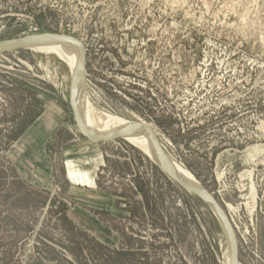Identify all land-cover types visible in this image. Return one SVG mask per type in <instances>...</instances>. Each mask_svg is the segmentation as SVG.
Wrapping results in <instances>:
<instances>
[{"label":"rangeland","instance_id":"obj_1","mask_svg":"<svg viewBox=\"0 0 264 264\" xmlns=\"http://www.w3.org/2000/svg\"><path fill=\"white\" fill-rule=\"evenodd\" d=\"M47 35L83 45L94 127L151 126L264 264V0H0V45ZM73 107L66 61L0 53V264H228L212 208Z\"/></svg>","mask_w":264,"mask_h":264},{"label":"bare ground","instance_id":"obj_2","mask_svg":"<svg viewBox=\"0 0 264 264\" xmlns=\"http://www.w3.org/2000/svg\"><path fill=\"white\" fill-rule=\"evenodd\" d=\"M79 43L76 40L71 39V37H45L33 40L29 43L28 47L30 49H35L36 51L39 50L46 53H55L69 65L72 74L74 109L83 130L87 133H92L97 140L123 135L124 139L131 141L134 145L141 147L147 153H149L155 162H157L165 170H169L170 173H172L180 182L195 190L205 192L203 187L200 185V183L197 182L192 174L182 169L166 155L164 156L163 163L157 146L152 139L149 131L144 127L134 128L136 122L132 123L119 119L117 117H110L108 118L109 120L106 122V124L103 125V127H94L98 123L94 120L95 118L93 119L91 111L92 109L87 95V83L85 78L86 69H83L85 50L83 49V45L81 43L80 45ZM140 124H143V122H141ZM260 152L263 153L264 149L256 147V149L254 148L253 150H251L250 155H254L252 157H255V155H258V153ZM211 207L213 208V212L216 214L218 220L220 221L227 238L228 264H234V250L230 232L218 211L213 206Z\"/></svg>","mask_w":264,"mask_h":264},{"label":"water","instance_id":"obj_3","mask_svg":"<svg viewBox=\"0 0 264 264\" xmlns=\"http://www.w3.org/2000/svg\"><path fill=\"white\" fill-rule=\"evenodd\" d=\"M45 37H58V36H55V35H47V36H41V37H34V38H27V39H24V40H20V41H16V42H12V43H9V44H2L0 45V53H3V52H7V51H12V50H18V49H24V48H29L28 45L30 42H32L33 40L35 39H38V38H45ZM86 51H84V65H83V69L85 70V66H86ZM73 110H74V113H75V117H76V120H77V123L80 127V130L83 134V136L93 145H100V144H103V143H108V142H112V141H115L117 139H121L123 138L124 136L123 135H118V136H114L113 138H108V139H100V140H97L96 137L92 134V133H87L83 130L81 124L79 123V120L77 118V114L75 112V109L73 107ZM139 127H144L145 129H147L152 137V139L154 140L156 146H157V149H158V152L163 160V163H164V156H165V153L163 152L162 148H161V145L159 143V139H158V136L155 132V130L143 123V124H140V123H135V126L134 128H139ZM161 168L166 171L168 173V175L175 181L177 182V184L179 186H181L185 191H187L188 193L198 197L199 199L203 200L205 203H207L210 207L213 206L217 211L218 213L221 215V217L223 218L229 232H230V235H231V239H232V243H233V250H234V264H239V251H238V242H237V238H236V233H235V230H234V227L233 225L231 224L230 220L228 219L225 211L223 210V208L219 205V203L212 197L210 196L209 194H207L206 192H200L198 190H195L185 184H183L182 182H180L172 173H170L169 170H165L162 166ZM79 204H82V205H85V206H90V207H93L94 205L92 204H89L87 202H83V201H80V200H73ZM212 208V207H211ZM213 209V208H212Z\"/></svg>","mask_w":264,"mask_h":264},{"label":"crops","instance_id":"obj_4","mask_svg":"<svg viewBox=\"0 0 264 264\" xmlns=\"http://www.w3.org/2000/svg\"><path fill=\"white\" fill-rule=\"evenodd\" d=\"M71 179L76 184H82L84 186H92V180L87 173H82L79 171H70L69 173ZM76 176V177H74Z\"/></svg>","mask_w":264,"mask_h":264}]
</instances>
